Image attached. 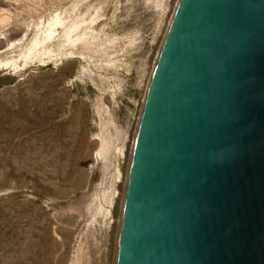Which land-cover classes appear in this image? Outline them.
<instances>
[{
  "label": "rangeland",
  "instance_id": "obj_1",
  "mask_svg": "<svg viewBox=\"0 0 264 264\" xmlns=\"http://www.w3.org/2000/svg\"><path fill=\"white\" fill-rule=\"evenodd\" d=\"M177 1L0 0V264L113 263L142 101Z\"/></svg>",
  "mask_w": 264,
  "mask_h": 264
},
{
  "label": "water",
  "instance_id": "obj_2",
  "mask_svg": "<svg viewBox=\"0 0 264 264\" xmlns=\"http://www.w3.org/2000/svg\"><path fill=\"white\" fill-rule=\"evenodd\" d=\"M112 264H264V0H178L133 138Z\"/></svg>",
  "mask_w": 264,
  "mask_h": 264
},
{
  "label": "bare ground",
  "instance_id": "obj_3",
  "mask_svg": "<svg viewBox=\"0 0 264 264\" xmlns=\"http://www.w3.org/2000/svg\"><path fill=\"white\" fill-rule=\"evenodd\" d=\"M74 5V4H73ZM75 6V5H74ZM75 8V7H74ZM77 18V17H76ZM69 21V20H68ZM77 21V20H76ZM67 22V21H66ZM64 26V25H63ZM69 26V25H68ZM68 28V27H67ZM66 30V29H65ZM69 33V32H68ZM67 33V34H68ZM67 36V35H66ZM72 38H73V36H72ZM72 38H71V41H72ZM68 39H70V38H68ZM74 40V39H73ZM103 264H109V261H107V260H105V261H103Z\"/></svg>",
  "mask_w": 264,
  "mask_h": 264
}]
</instances>
